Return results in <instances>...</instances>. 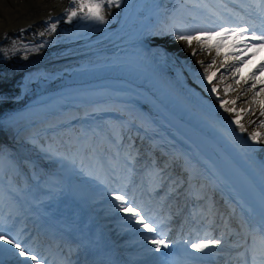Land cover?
<instances>
[{
	"label": "bare ground",
	"instance_id": "obj_1",
	"mask_svg": "<svg viewBox=\"0 0 264 264\" xmlns=\"http://www.w3.org/2000/svg\"><path fill=\"white\" fill-rule=\"evenodd\" d=\"M184 1L189 4L185 5ZM152 2L153 0L150 1V3ZM227 2H230V5L226 4ZM120 5L121 4H119V6H114L105 3V19H109L111 24L114 23L113 19L114 16L117 15ZM76 6L77 5L72 3V0H0V137L2 133L8 132L10 134V139L14 140L12 133H10L5 126H8L11 131L15 127L19 128V131H22L26 126H34L37 123L39 126L42 125L40 122L44 123L46 121V114H41L42 112L38 113L43 110L37 109L38 106L36 105L46 98H50V101L49 105H46L48 102L44 103V109H46L47 106L50 112L59 109L61 103H63L64 106L74 107L76 109L78 107H80V109L85 108L86 101L83 98H80L71 105H68V102H64L63 96L65 92H63V90L65 86L61 85L76 80L102 79L111 75L110 72H114L117 76L130 77L137 83H142L141 86L144 87L149 94L156 96L160 100L164 109L170 110L174 114L176 113L180 117L199 126L205 132L212 134L224 150L255 177L257 183L264 192V143H256L249 136V133L255 132L264 138V126L261 125V121H264V116L260 115L261 111L264 110V82L260 80L261 75L258 72L261 68V74L264 75V66L263 64H256L264 58V48L250 47L241 51V49H244L245 44H258L259 41L253 42V40H247L237 43L235 37H233L231 39L233 43L231 42L225 46L223 50L220 49L219 54H217V45L212 43V41V47L209 49L205 45L196 42H193L192 46H189L186 42L175 39V35L181 33L185 29L183 28L184 26L186 28L192 26L195 28L196 32H200L201 30L207 32L209 26L218 24L223 19L231 20L230 22L232 23L235 21L242 23L247 22L250 29L245 28L248 31L244 35L250 37L253 34V22L264 23V0H205L204 3L200 5H198L197 0H154L155 8L161 9L162 12L156 16L152 8L150 15L153 14V20L149 22L150 29L143 31V35L136 37V40L119 39V41L115 42L116 38L112 37L107 41L106 36H109L112 31L117 28L113 27L110 33L103 34L99 37V39L105 38L106 41L104 44H99V47H103L102 50L93 53L89 51L88 54H84L80 58V60L93 58L106 54L107 51L114 48L126 49L133 46L135 47L133 55L147 64L148 70H146V72L148 75L153 77L152 72H156L160 78L166 81L171 91L161 89V87L157 88L152 80L148 79V76L141 77L123 70H115L108 67L88 69L84 67L85 64H83V66L76 64V66H72L73 69H67L65 65H71V62H67V60L63 59L66 57L54 56V62H52V58L46 59L54 55L53 51H49L48 53L43 52L48 55L38 59L39 65L37 67L39 69L36 72L31 71V73H29L28 67L22 64H25L27 62L26 60L30 59L20 57L17 53L19 51L27 53L37 50L41 51L44 45L46 50L55 46V38L50 40L51 43L48 45L51 46H48L46 44L47 42L43 39L49 38L50 33L58 32L59 27L61 28L63 25L58 26L56 21H63V17L67 19L68 15L65 14V16H63L61 13L66 9L69 10ZM235 8L244 10L245 14L242 13V15H239ZM111 15L112 17L109 18ZM174 16L180 17L178 22L176 21L177 23H172V18ZM238 16L244 17L245 20L242 21ZM45 20H47V22L53 21L51 23L57 25L55 31H52L51 26L43 22ZM66 22L63 23L67 24ZM85 22L89 25L93 23L98 25L101 24V22L95 20H85ZM97 26L95 28H97ZM258 33L257 30L255 34L258 35ZM37 34L44 35L39 36ZM75 35L76 34L70 33L62 34L61 36L58 35V37H66L67 40H71L75 39ZM121 42H123V44L118 46V43ZM88 43L89 41L85 40L84 44L86 45ZM165 48L171 51L170 55L165 51ZM156 49L159 50V54L153 53ZM183 49H187V51H185L186 53L183 54V56H178L180 50ZM194 50L198 51L197 58L199 59L195 60L194 63H190L191 55L189 51L193 52ZM246 52L252 54L251 65H257L255 70L248 75L244 73V69L239 65V59L242 57L241 55ZM45 59L46 65L48 66L42 68L40 65L42 62H45ZM74 60L76 63L78 62L76 58ZM202 61L211 63L210 69L207 72H203V67L199 64V62ZM168 68H172L173 71H170ZM46 69L49 71H46ZM221 75L225 76L227 83H230H228L230 85L229 92L224 91L223 84L219 81ZM209 77H211V81H209ZM206 89L210 93H208ZM213 89H215V91H213ZM211 93L213 94L211 95ZM75 96H81V94H75ZM207 99L212 100L216 105L209 104ZM173 100L177 101L174 103ZM35 103L36 105L29 107ZM91 105H93L92 110L96 109L95 104ZM62 111L63 110H61L60 113ZM51 115L50 113L49 116L51 117ZM53 117L54 116L51 118ZM92 117L81 118L83 119L80 121L83 130L80 132L85 134V137H88L87 134L90 132L89 126L93 123H96L98 125L97 127H99L94 135L95 140L101 135H112V133L107 132V129L104 127V120L101 115ZM152 118L156 120L157 117L153 116ZM154 119H151L150 122ZM157 120L159 123L155 122V126H157L160 132L162 127H164V129H170L168 124L165 125L163 121ZM237 120L239 124L236 123ZM240 125H243L246 131L242 132L240 130ZM62 130L64 129L53 128L50 134L46 133L43 135L41 141L44 144L49 142L48 140H51V144H55L56 141H65L64 137L67 134ZM173 135L176 137L174 141L179 138L178 133L174 132ZM172 141V139L169 143L166 141L169 149L193 155V157L198 153L196 149H191L192 147L188 148L183 146L180 148L175 146L174 143H171ZM23 156L32 158L36 162H42L43 164H35V167L41 173H44L45 177L50 182L49 188L52 194L49 196L44 195L42 198L43 203L48 206L45 207L46 205H43L40 209L35 208L34 211V219L37 220L38 224H43L46 228L53 229V231H59L58 227H60L61 234H64L65 231H69L77 240L84 243V245L92 247L94 253H96L95 250L98 245L101 246L104 241H108L109 249L107 252L126 257L129 264H160V261L153 256L154 249L150 240L144 237V240L136 246L125 243V239L131 238L134 235H138V238H141L140 235L143 236L146 233L144 236H147L149 231L131 222L129 214L118 211L119 201H115L109 195L110 191L103 194L100 199V201L103 199L107 206L103 210L97 207L95 208L93 203H84V200L79 194L71 193L68 188H65L66 186L63 185V178L57 172L53 171L58 165L39 151L29 149L25 153L17 152L15 154L14 160H16V162L12 163V166L18 175L23 178H25V176L32 178L31 165L23 161ZM81 160L85 163L84 165H90L88 162V154L85 151L82 152ZM204 163V170H207L208 176H219V172L215 169L214 165L207 161ZM166 165L164 167H166ZM180 165L184 167L188 173L196 168L203 170V168L196 164H191L190 162ZM185 170L177 171V168H172L170 173L173 174L178 172L177 174H179L185 172ZM91 171H96L95 174L103 175L104 178L106 177L107 180H104V182L109 185L112 192H116L117 194L122 193L121 195L124 194V192L120 191L123 183H125V187H129L133 193L138 191L139 195L144 196L149 190L152 194L154 193V190L151 189L152 186H149L151 182L153 183V181L163 179L157 178V173L151 176L145 174L144 164H137V166L131 164L130 167L125 164L124 166L122 164L109 163L94 164V166L92 165ZM164 179H166V177ZM184 179L188 180V178ZM115 181L116 184H114ZM31 182L34 185L39 184L38 181L33 179ZM138 182L141 185L145 183L147 188L146 191H143V188H139V186L137 188L136 184ZM25 186L26 182L22 184L24 190L20 191L19 198H17V210L11 207L9 211L12 215L6 220L5 225L8 227L0 228V232L4 233L6 238H12L19 242L20 239L18 236L24 228H27V224H23L22 216V212L24 213L25 210H20V206L25 207ZM176 186H178V184L173 183L171 185L169 194L172 195V198H175L179 192V188L176 189ZM219 188V191L228 194L233 201L234 199L236 200V202L231 204L234 205L231 211L235 219L241 220L239 215L243 216L245 225L242 228H244L245 231L242 233L239 231L242 229H236L231 226L228 231H225L223 236L217 237V239H221V244L219 247H216V249L224 252L229 258H235V254H244L250 246L258 245L261 247V244L258 243V241H260L259 229L261 226H264V223L256 218H253L252 222L247 223L245 218L251 215L252 212L248 210L246 204L240 201V198L232 192L231 188L223 180L219 183ZM124 191L128 192L129 190ZM131 191L129 192L132 193ZM126 199H129V203H131L133 207H136L135 202H132L129 196H127ZM5 200H7V198ZM184 204L185 201H177L175 208L179 206L182 208ZM30 213L31 212H28L27 214ZM236 214L238 215L237 217ZM144 217H146V215ZM104 222L112 224L109 225L110 230L107 229ZM120 226L124 228L123 233H125L126 237H122V228ZM153 228L156 230L159 229L158 226ZM152 233L153 232H149L150 236ZM208 237H211V235ZM258 238L259 240L255 241ZM144 241L148 242L144 243ZM20 244L21 247H25L26 251H29V248L34 250L30 251L29 255L38 254V259L41 258V254L38 250L34 249L29 242H20ZM240 249H242V252L239 251ZM11 252L13 254L12 259L9 257H0L3 264H35L34 261L19 256L17 249L12 248ZM135 252L139 254L134 255ZM96 254L99 262L105 259L102 255ZM48 261V259L42 258L40 259V264H49ZM184 261L189 260H180L175 264H180ZM188 264L215 263L211 261H189Z\"/></svg>",
	"mask_w": 264,
	"mask_h": 264
},
{
	"label": "rangeland",
	"instance_id": "obj_2",
	"mask_svg": "<svg viewBox=\"0 0 264 264\" xmlns=\"http://www.w3.org/2000/svg\"><path fill=\"white\" fill-rule=\"evenodd\" d=\"M16 1H21V0H16ZM150 1H152V0H125V4L123 6V8H127V10H126L127 13L125 14V17H124L125 24H128V22L130 20L137 18L138 13H141L142 16L138 17L139 19L136 20V23H135L136 28H135L134 33H133V29L128 30L130 28V26L125 27V29L128 31L124 30L123 29L124 27L120 30L116 29V31H115L116 33L123 32V30H124L126 36L121 38V39H123V40H128V39L129 40H136V37L143 35L142 34L143 31L150 29V23L149 22L151 20H153V14L150 15L152 8L154 9V11H155L154 13L156 16L162 12L161 9L155 8L154 0L152 3H150ZM122 14H123V12H121L119 15L121 16ZM68 15H67V19H68ZM73 19H75V17ZM130 25H132V23H130ZM113 27H117V25H114ZM221 28L231 29V28H235V26L221 25V26H217L215 28H212L209 32H211V31L219 32L221 30ZM185 33L186 34H196V32H192L190 30H186ZM115 38L118 39V41L120 39L117 37H115ZM222 40H223V37L217 36L212 41H214L216 44H219ZM226 44H228V40L224 41V45L222 47H220V49L222 50L226 46ZM134 48L135 47H133V46L128 47L126 49H118V50H116L117 48H114L110 51H107L106 54L96 56L93 58L82 59V60H80V62L79 61L77 62V65L83 66V64H85L84 67L88 68V69H99L101 67H106V68L108 67V68H113L115 70L116 69L117 70H123V71L129 72V73L134 74V75L137 74L141 77L148 76L149 77L148 79L152 80L153 84L156 85L157 88L161 87V89H167L168 91H171V89L169 88L166 81L164 79L160 78L156 72L155 73L152 72L153 77L148 75V73L146 72V70H148L147 64L133 55ZM185 51H187V49L180 50L178 56H183V54L186 53ZM194 51H195V55H193ZM194 51L193 52L189 51V53L191 55L190 63H194L195 60L199 59V58H197L198 51L197 50H194ZM155 52L160 53L158 50H156ZM166 52L168 53V55H170V53H171L170 51H167V49H166ZM206 62L205 61L199 62V64L203 67L202 68L203 72H207L211 66V63H209V62L206 63ZM239 63H240L241 68L243 66L244 73L247 75L250 74V72L252 71V68L250 67L249 56L247 55L245 60H243V61L241 60V62H239ZM85 68H82V69H85ZM38 69L39 68L36 67L34 69V71H32V72H36ZM46 71H49V70L46 69ZM171 71H173V69ZM124 77H126V76H124ZM260 80L262 82H264V77H261ZM219 81H220V83L223 84L224 91L229 92L230 91V85H229L230 83L228 82L229 83L228 84L226 82L225 76L221 75V77L219 78ZM206 91L208 93H210L207 89H206ZM212 94L213 93H211V95ZM173 101H177V100H173ZM207 102H209V104L216 105L210 99H207ZM34 146L37 147L35 144H34ZM192 146H194V145H192ZM31 149H33V148H31ZM0 160H1L0 161V177H1L2 168L4 166L9 167L10 164H4V163H6L5 154L0 155ZM74 169H75V173H71L72 174L71 181H74L75 183H77L79 189L83 192L86 200L94 201V199L97 197V194L99 193V190L95 189L96 184L91 180L92 177L89 175L87 176L86 172L82 171L80 168H74ZM182 178H183V176L181 174L178 177V180H180ZM196 189H197V191H200L202 193V196L204 197L206 188H203V189L196 188ZM211 199L212 198H210V200ZM216 201H217V199H216ZM94 202L96 203V207L100 206L96 200ZM209 204L215 205V203H213L211 201H209ZM192 219H195V217H193ZM240 225H238L236 227H238L239 229H242L240 231L243 233L244 228H242V226H240ZM0 249H6V251H4L2 254H0V256H3V257H5V256L6 257H8V256L12 257L13 256L11 253L12 247L10 245L4 243V241H0ZM218 252L219 251L207 249L204 252L199 253V258L205 259L207 257H211V258H214V260H218L220 258L225 257V254L223 252H219V253ZM251 255H252V253H250V254L248 253L249 257H251ZM217 256L219 258H217ZM239 258L240 257H237L235 260L237 261V260H239ZM10 259H12V258H10Z\"/></svg>",
	"mask_w": 264,
	"mask_h": 264
},
{
	"label": "snow or ice",
	"instance_id": "obj_3",
	"mask_svg": "<svg viewBox=\"0 0 264 264\" xmlns=\"http://www.w3.org/2000/svg\"><path fill=\"white\" fill-rule=\"evenodd\" d=\"M72 3L74 5H77V7L68 10L69 22H71V20L74 17L80 16L81 19L95 20L101 23H106L107 21L105 20V13H104L105 3L109 5L119 6L120 0H72ZM81 13H83V15H81ZM56 27L57 25L55 23L51 24L52 31H55ZM247 31L248 30L243 28L242 26H238L231 29L221 28L219 32L216 31L206 32L204 30H201L198 34H186L181 32L175 35V39L184 41L189 46H192L193 42H196L205 45L207 48L211 49L212 47L211 41L217 36L223 37V40L216 46L217 54H219L220 47L224 45V41L231 40L233 37H235L237 43L247 40L259 41V44H252V45L245 44L244 49H241V51L246 50L250 47L264 48V26L260 28L259 35L255 34L257 31L255 25L252 26L253 34L250 37L244 35ZM193 55H195V51L193 52ZM209 81H211V77H209ZM213 91H215V89H213ZM260 115L264 116V110L261 111ZM236 123L239 124V121L237 120ZM261 125L264 126V121H261ZM240 130L242 132L246 131L243 125H240ZM249 136L256 143H264V138H262L258 133L252 132L249 133ZM120 191L124 192V194L121 195V194H117L116 192H112V191L109 192V195L115 201H119L118 211L129 214V219L131 220V222L138 224L143 229L149 232H155L156 229L151 227V225L153 223H156V221L148 212V210H146L144 206L139 203L136 204V207H133L132 204L129 203V199H126L128 193L124 191V189H120ZM137 208H140L141 211L137 212L136 210ZM145 215L148 216L147 221H145L144 219ZM259 231H260L261 247L259 249L252 248L251 261L249 262V260L245 258L243 260V264H264V226H261ZM160 234L163 235V232H161ZM0 241H5V243L11 245L13 249L18 250L19 256L25 257L27 260L34 261L35 264H40V259L43 258L41 257L40 259H38V254L29 255L30 251H34L33 249L29 248V251H26L25 247H21V244L18 240H8L6 239L5 234L2 232H0ZM150 242L156 246L154 251H159L161 247L163 248L169 247V245L166 244L163 239L157 240L155 238H152ZM220 244H221V239H209L207 242L202 241L200 243H192L190 247L192 249H195L196 252H204L207 249L219 247ZM4 251H6V249H0V254H2ZM193 259H195V257ZM0 264H3L2 260H0Z\"/></svg>",
	"mask_w": 264,
	"mask_h": 264
}]
</instances>
